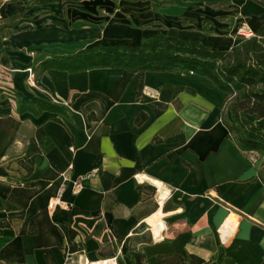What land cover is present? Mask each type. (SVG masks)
Here are the masks:
<instances>
[{"label": "crops", "instance_id": "crops-1", "mask_svg": "<svg viewBox=\"0 0 264 264\" xmlns=\"http://www.w3.org/2000/svg\"><path fill=\"white\" fill-rule=\"evenodd\" d=\"M161 1L174 4L0 0V60L7 58L0 61V89L67 107L66 116L34 117L17 114L11 99L0 102V264H77L81 255L117 264H264L259 162L229 139L223 94L209 80L146 72L140 97L133 78L115 102L110 91L121 69L43 71L55 55L138 46L158 33L225 51L239 42L241 25L251 32L264 26V0ZM29 67L33 85L26 82ZM164 85L193 93L159 108L145 94L159 96ZM140 114L146 118L137 124ZM39 131L54 147L31 166L24 155ZM94 169L78 193L68 182L61 204L48 208L61 174L72 181ZM60 227L75 233L74 251Z\"/></svg>", "mask_w": 264, "mask_h": 264}, {"label": "trees", "instance_id": "trees-1", "mask_svg": "<svg viewBox=\"0 0 264 264\" xmlns=\"http://www.w3.org/2000/svg\"><path fill=\"white\" fill-rule=\"evenodd\" d=\"M22 5L44 4L49 0H6ZM71 1V0H70ZM73 1V0H72ZM78 1V0H74ZM154 7L164 8L173 1L149 0ZM207 34L208 31L204 29ZM1 62L7 63L2 57ZM43 71L49 69L68 73H80L94 69H121V78L113 85L110 98L118 101L127 85L134 78V88L140 97L146 72L191 73L209 80L222 94L221 120L229 139L245 155L254 154L260 160L257 178L264 187V26L257 28L249 37L240 36L239 42L225 51H214L195 39L176 38L164 34L145 37L138 46L124 44L94 45L73 54L55 55L43 61ZM193 93L184 87L164 85L159 91L156 105L165 108L176 102L179 93ZM11 99L19 115L29 113L34 117L44 112L67 115V107L33 97L24 99L0 89V102ZM225 111L229 112L226 118ZM2 115L0 114V117ZM140 114L136 123L145 121ZM89 119H94L89 116ZM58 121V119H55ZM54 144L45 133L39 131L26 149L24 158L31 166H39L43 156ZM7 209H14L6 205ZM65 234L69 249L75 233L60 227Z\"/></svg>", "mask_w": 264, "mask_h": 264}, {"label": "built area", "instance_id": "built-area-1", "mask_svg": "<svg viewBox=\"0 0 264 264\" xmlns=\"http://www.w3.org/2000/svg\"><path fill=\"white\" fill-rule=\"evenodd\" d=\"M239 36H243V37H249L253 34V32H251L249 29H247L244 25H241L238 30H237ZM26 72H27V78H26V82L29 84V85H33L34 84V80H35V77H34V73H33V69L32 67H29L26 69ZM149 97H151V99L156 102L158 101V98L159 96L157 95H150L149 93L145 94ZM69 152L70 153H73L74 152V149L72 147L69 148ZM72 166L69 165V169H71ZM98 173V169H94L92 170L91 172L85 174V175H82L80 177H78L77 179L75 180H72L70 181L69 177L66 175V174H61V178H62V185H61V188L59 190V194L57 197H55L53 200H51L48 204V208L49 209H54L56 206H59L61 203H60V200H59V196L64 188V186L70 182L71 185H72V192L74 194L78 193L81 189H82V181L85 180V179H88V178H91L93 177L94 175H96ZM77 264H117L116 263V259H110V260H106V261H97V262H89L85 259V257L83 255H81L78 260H77Z\"/></svg>", "mask_w": 264, "mask_h": 264}, {"label": "rangeland", "instance_id": "rangeland-1", "mask_svg": "<svg viewBox=\"0 0 264 264\" xmlns=\"http://www.w3.org/2000/svg\"><path fill=\"white\" fill-rule=\"evenodd\" d=\"M16 18H13L12 21H14ZM255 158L257 159V161L259 162V165H260V160L258 159L257 156H255Z\"/></svg>", "mask_w": 264, "mask_h": 264}]
</instances>
